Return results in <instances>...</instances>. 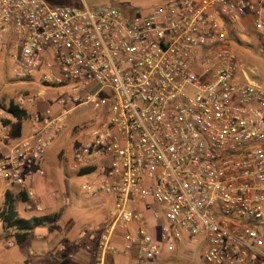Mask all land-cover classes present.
Wrapping results in <instances>:
<instances>
[{
	"label": "built area",
	"instance_id": "obj_1",
	"mask_svg": "<svg viewBox=\"0 0 264 264\" xmlns=\"http://www.w3.org/2000/svg\"><path fill=\"white\" fill-rule=\"evenodd\" d=\"M227 18L264 34V0H174L134 13L0 0V69L69 86L20 139L0 111V179L40 211L25 185L31 166L43 174L65 116L90 104L99 124L73 168L107 160L86 188L115 200L95 264L133 251L137 264H162L199 240L205 264H264V89L228 45ZM116 229L126 232L120 245Z\"/></svg>",
	"mask_w": 264,
	"mask_h": 264
},
{
	"label": "crops",
	"instance_id": "obj_2",
	"mask_svg": "<svg viewBox=\"0 0 264 264\" xmlns=\"http://www.w3.org/2000/svg\"><path fill=\"white\" fill-rule=\"evenodd\" d=\"M28 89L32 90L33 87ZM50 89L55 90L57 88ZM48 90L49 88H43L38 92V95L44 96L43 100H49L48 97L50 94ZM39 101L40 99L35 96L31 98L30 103L27 102L24 104L25 106L23 105V108L29 114L28 118L32 117L36 112ZM48 103H50V100ZM27 106H30L32 110L30 111ZM48 106L51 105L49 104L46 107ZM54 108L57 109L56 106ZM2 113L5 114L7 120H10L8 126L12 138L20 139L29 133L31 126L29 129L21 128L18 124L21 120L14 119L6 111ZM49 148L45 153L42 163L39 165L43 170V174H36L33 165L31 166L30 174H28L25 183L27 188L34 191V203L40 206L41 210L27 209L26 202H29L28 200H17L14 206L18 215L24 218L54 214L58 216L53 222L35 227L28 240L22 244H17L11 239H1L2 225L0 222V264H62L73 261L72 253L79 255L78 257L82 259L80 262L84 264V258L87 253L95 256L98 240L105 232L109 222H111V211L115 203L114 198L102 193H96L93 196L90 190L86 188V183L92 186L99 184L102 173L100 166L107 164V160L103 158L99 159L97 165L91 166L94 167L92 172L78 175L79 170L73 168L74 159L69 171L66 168H60L47 156ZM74 176H79L84 179L83 188L91 197L90 204H87V208H83V210H77V205L71 200L72 190L70 188ZM6 185L5 188H0V193L1 191L3 194L5 191H11L17 194L21 191L12 183L6 182ZM49 185L52 188H48ZM136 206L140 210L145 209L142 203H138ZM155 223L156 221L148 216L147 225L152 232L155 230L153 227ZM134 226L135 224L132 223L128 231H132ZM125 234V231L116 229L115 242L120 245L125 238ZM19 245H22L21 249L18 247ZM113 255L114 258L111 261H107V264H137L135 251L129 255L119 252L113 253ZM77 261L79 260L77 259ZM162 262H164L162 264H170L171 260Z\"/></svg>",
	"mask_w": 264,
	"mask_h": 264
},
{
	"label": "rangeland",
	"instance_id": "obj_3",
	"mask_svg": "<svg viewBox=\"0 0 264 264\" xmlns=\"http://www.w3.org/2000/svg\"><path fill=\"white\" fill-rule=\"evenodd\" d=\"M49 6H75L79 7L83 3L93 7L100 4H106L125 10V12H145L152 9L154 6L160 3H166L173 0H44ZM228 38V45L235 51L242 62L247 68L254 67L255 74L254 80L261 85L264 89V34L249 27L245 22H236L227 18L225 20ZM0 69V111L5 112V107L11 101H15L19 98H33L35 96L40 99L38 102V108L36 112L43 111L45 107L50 103L54 97H57L60 93L64 95L69 94L67 84L60 89L48 90L49 100H43L44 96L38 95V92L43 88H47L45 84L40 81V73H35L32 79L16 77L11 67H4ZM33 87L32 90L28 89ZM46 102V103H45ZM27 103V102H26ZM30 103V102H28ZM69 105V104H68ZM66 105L65 107H67ZM25 106V105H24ZM52 106V105H51ZM31 111V107L27 106ZM96 115L95 109L90 104H80L75 106L69 111V114L65 116L68 127L55 138L52 146L48 150L47 156L51 158L55 164L60 168H66L70 170L72 165L74 154L77 149L83 144L85 139L89 136V132L92 128L96 127L99 123L98 120H94ZM21 128H30L33 124L32 117L21 120L18 122ZM83 178L74 176L71 181L72 198L71 200L77 205V210H83L87 208V204H90L91 197L88 192L83 188ZM6 181L0 179V188H5ZM52 188V186H48ZM3 193H0V206ZM89 197V198H88ZM203 240L191 245L190 248H181L173 255V260L170 264H205L203 261ZM20 249L22 245L18 246ZM76 252V251H75ZM75 258H74V256ZM91 253H87L84 258V264H95V256H91ZM72 260L62 264H82L77 254L72 253ZM93 257V258H92ZM79 261H77V259ZM92 258V261H91ZM106 260L111 261L114 258L112 253L106 254Z\"/></svg>",
	"mask_w": 264,
	"mask_h": 264
},
{
	"label": "trees",
	"instance_id": "obj_4",
	"mask_svg": "<svg viewBox=\"0 0 264 264\" xmlns=\"http://www.w3.org/2000/svg\"><path fill=\"white\" fill-rule=\"evenodd\" d=\"M14 119L22 120L28 118L29 114L23 106L14 104L13 101L5 107ZM4 122L9 125L10 120L4 119ZM94 167L81 169L78 175L92 172ZM26 201L27 196L25 189L14 194L11 191H5L3 194L2 204L0 206V222L2 225L1 239H11L17 244H22L28 240L35 227L45 223L53 222L58 215H39L29 218L20 217L15 209V201Z\"/></svg>",
	"mask_w": 264,
	"mask_h": 264
}]
</instances>
